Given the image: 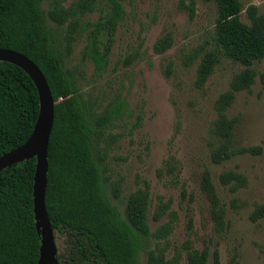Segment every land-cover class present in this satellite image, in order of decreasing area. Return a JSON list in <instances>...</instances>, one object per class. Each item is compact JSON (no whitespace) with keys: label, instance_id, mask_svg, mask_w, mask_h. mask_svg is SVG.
<instances>
[{"label":"rangeland","instance_id":"374dc122","mask_svg":"<svg viewBox=\"0 0 264 264\" xmlns=\"http://www.w3.org/2000/svg\"><path fill=\"white\" fill-rule=\"evenodd\" d=\"M51 1L42 4L51 44L60 51L65 70L74 77L87 118L109 116L120 109L103 129L96 148L103 156L102 177L111 203L122 211L129 194L148 185L151 232L174 213L167 258L178 256L179 264H186V241L196 250L208 249L207 264H213L214 251L218 252L219 264H264V219L252 223L249 218L256 206L264 205V87L260 80L264 59L253 65V85L236 93L226 110L227 117L236 120L233 147L261 146L262 152L235 155L215 165L210 160L218 144L212 133L217 116L214 104L244 67L220 57L204 86L197 88L199 59L188 67L183 64L193 49L215 50V6L194 0L191 14L180 8L179 0H120L123 17L116 26L106 62L97 68L88 52L91 31L107 16L108 1L97 0L94 10L81 20L69 50L66 25L57 26L46 15ZM73 1L66 0L63 6ZM239 2L243 22H249V6L264 15V0ZM165 34L171 35L172 46L156 54L154 44ZM204 171L209 172L226 209L227 227L222 233L214 229L200 187ZM227 171L244 175L246 186L236 192L222 186L219 176ZM116 185L120 187L117 200L112 196ZM160 200L169 208L159 222H153L152 214ZM53 234L60 259L68 253L72 239L58 231ZM157 243L164 245L163 240ZM155 244L152 238L147 242L148 248ZM145 263L146 251H141L136 264Z\"/></svg>","mask_w":264,"mask_h":264},{"label":"trees","instance_id":"16d2710c","mask_svg":"<svg viewBox=\"0 0 264 264\" xmlns=\"http://www.w3.org/2000/svg\"><path fill=\"white\" fill-rule=\"evenodd\" d=\"M46 0H0V48L26 56L44 75L54 105V123L47 152V186L45 206L53 231L64 233L72 240L69 251L59 264H136L141 251H146L145 264H179V257L167 258L168 236L172 232L174 213L169 221L151 232L148 223L150 194L148 185L129 194L125 207L119 211L105 194L102 177L103 156L97 151L103 129L120 113L102 114L89 120L74 77L65 70L60 51L51 44V34L45 23L42 4ZM109 11L102 23L91 31L89 55L97 68L102 67L110 52L116 26L124 9L120 0H107ZM216 8L215 50L193 49L183 59L185 67L199 59L195 86L202 88L212 75L220 57L241 65L227 91L214 104L217 113L212 133L217 146L210 160L221 165L235 155H260L261 146L234 148L235 119L226 115L235 94L249 90L256 72L253 65L264 59V15L249 6L245 23L240 18L239 0H203ZM52 0L46 13L57 26L66 25L67 48L73 41L81 20L94 10L97 0ZM181 9L194 12V0H179ZM172 46V37L165 34L154 44V52L163 54ZM171 66L166 68V74ZM264 87V71L260 74ZM39 113L36 87L20 68L0 62V157L23 145L33 131ZM36 159L17 163L0 173V264H37L40 237L35 229L33 213V180ZM222 186L232 192L246 186L244 175L227 171L219 176ZM201 190L209 204L210 216L217 233L227 227L226 209L221 203L208 171L201 179ZM113 199L120 196V187L112 189ZM169 204L159 201L152 221L159 222ZM255 223L264 219V205L250 214ZM156 241L148 248L149 239ZM163 240L164 245L157 241ZM186 264H207V248L196 250L190 241L183 244ZM213 264H219L218 252L212 254Z\"/></svg>","mask_w":264,"mask_h":264},{"label":"water","instance_id":"95a60500","mask_svg":"<svg viewBox=\"0 0 264 264\" xmlns=\"http://www.w3.org/2000/svg\"><path fill=\"white\" fill-rule=\"evenodd\" d=\"M0 62L12 64L23 70L34 83L39 98V113L32 133L23 145L0 157V173L17 163L36 159L32 196L35 229L40 237L37 264H59L54 231L45 206L47 152L54 123L55 103L44 75L26 56L0 48Z\"/></svg>","mask_w":264,"mask_h":264}]
</instances>
